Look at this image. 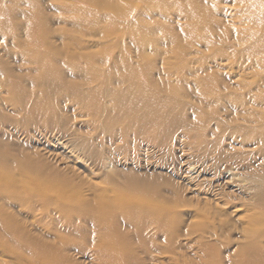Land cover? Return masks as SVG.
I'll list each match as a JSON object with an SVG mask.
<instances>
[{
  "label": "bare ground",
  "instance_id": "6f19581e",
  "mask_svg": "<svg viewBox=\"0 0 264 264\" xmlns=\"http://www.w3.org/2000/svg\"><path fill=\"white\" fill-rule=\"evenodd\" d=\"M16 125L188 140L248 182L189 201L161 176L101 184L19 154ZM0 246V264H264V0H0Z\"/></svg>",
  "mask_w": 264,
  "mask_h": 264
},
{
  "label": "rangeland",
  "instance_id": "374dc122",
  "mask_svg": "<svg viewBox=\"0 0 264 264\" xmlns=\"http://www.w3.org/2000/svg\"><path fill=\"white\" fill-rule=\"evenodd\" d=\"M79 120L81 118H76V122L73 123V128H77L75 133H83L88 136L93 134V125L91 123L79 124L81 123ZM34 126L22 129L21 125H16L15 131H6L7 136L4 137V142H8L14 149H18L19 154L36 158L40 156L43 161L47 162V165L54 168L60 167L59 169L64 168L61 170L74 171L80 177L86 175L83 178L93 179L94 182H106L109 185L110 182L107 180L109 177L135 172L146 178L161 176L160 179H167L172 186L169 189L170 197H182V199H187L186 201L196 196V191L203 192L207 191L206 189L215 193L219 188L222 190V194L226 195L235 191V195L239 187L246 186L248 182V180H243L248 173V167L244 169L242 164L222 160L219 167L213 168L209 161L210 158L195 151L194 147L190 148L188 140L186 144L180 141L184 145L173 146L171 151L147 145L145 142L140 146L137 145L135 149H123L118 148L114 141L108 140L101 134L95 135V138L85 143L82 138L76 141L69 131H61L54 126L45 127L42 125L35 128ZM234 148L239 149L238 147ZM16 150L14 153H17ZM109 162L112 163V166L108 165ZM231 172L240 176L230 179V186L226 187L224 180H228L226 178ZM104 173L108 175V178L101 176ZM156 179L158 182L160 181L159 178ZM120 180H123L122 176ZM110 186L121 195L127 193V190L121 187ZM173 186L175 190L178 189L177 194L174 193ZM236 201L234 200L232 203L236 204ZM16 216L18 219L21 218L19 215ZM5 253L6 250L0 246V263H13Z\"/></svg>",
  "mask_w": 264,
  "mask_h": 264
}]
</instances>
